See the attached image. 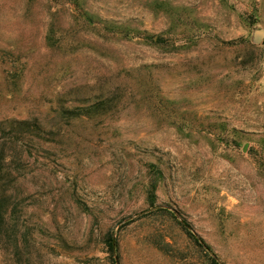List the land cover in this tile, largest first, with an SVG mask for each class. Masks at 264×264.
Returning a JSON list of instances; mask_svg holds the SVG:
<instances>
[{"label": "rangeland", "instance_id": "1", "mask_svg": "<svg viewBox=\"0 0 264 264\" xmlns=\"http://www.w3.org/2000/svg\"><path fill=\"white\" fill-rule=\"evenodd\" d=\"M0 264H264V0H0Z\"/></svg>", "mask_w": 264, "mask_h": 264}, {"label": "bare ground", "instance_id": "2", "mask_svg": "<svg viewBox=\"0 0 264 264\" xmlns=\"http://www.w3.org/2000/svg\"><path fill=\"white\" fill-rule=\"evenodd\" d=\"M258 35V34H257ZM257 40H259V39H257Z\"/></svg>", "mask_w": 264, "mask_h": 264}]
</instances>
